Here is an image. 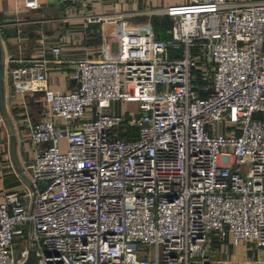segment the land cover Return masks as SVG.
<instances>
[{"label":"built area","instance_id":"obj_1","mask_svg":"<svg viewBox=\"0 0 264 264\" xmlns=\"http://www.w3.org/2000/svg\"><path fill=\"white\" fill-rule=\"evenodd\" d=\"M146 12L169 18L166 38L94 14L114 25L102 56H46L41 36L40 56L1 57V78L44 107L26 123L29 183L12 167L17 185L0 191V264H21L29 240L36 264H216L210 244L227 236L264 248V0ZM49 64L73 87L49 88Z\"/></svg>","mask_w":264,"mask_h":264},{"label":"crops","instance_id":"obj_2","mask_svg":"<svg viewBox=\"0 0 264 264\" xmlns=\"http://www.w3.org/2000/svg\"><path fill=\"white\" fill-rule=\"evenodd\" d=\"M191 0H47L35 9L25 8L23 0H0V59L5 52L13 55L40 56L44 47L38 43L45 40V55L49 45L58 44L63 59L96 58L102 56V34L112 31V23L87 21V15L123 14L132 24L165 15L148 13L168 5L183 4ZM236 2L251 0H233ZM14 30L12 31V29ZM167 33V31H166ZM47 84L53 90L63 91L74 85L65 64H49ZM40 93H15L1 78L0 82V191L13 188L17 179L9 153V138L15 139V156L18 164L29 159L34 146L26 138V123L38 121L43 115ZM216 264H264V248L255 250L244 244L233 245L227 236L210 244Z\"/></svg>","mask_w":264,"mask_h":264},{"label":"water","instance_id":"obj_3","mask_svg":"<svg viewBox=\"0 0 264 264\" xmlns=\"http://www.w3.org/2000/svg\"><path fill=\"white\" fill-rule=\"evenodd\" d=\"M13 30H14V28L12 29V31ZM0 82H1V63H0ZM9 153H10V156H11V159H12V162L14 164L16 171L20 174V176L23 180L28 182L25 175L21 172V169L19 167L18 161H17L16 156H15V139H14L13 134H11L10 138H9ZM36 261H37V255L35 254L34 247L29 240L26 257L21 264H36Z\"/></svg>","mask_w":264,"mask_h":264},{"label":"rangeland","instance_id":"obj_4","mask_svg":"<svg viewBox=\"0 0 264 264\" xmlns=\"http://www.w3.org/2000/svg\"><path fill=\"white\" fill-rule=\"evenodd\" d=\"M160 23V22H159ZM161 24V23H160ZM160 24H158V26L156 27V29H155V27L153 28V30H154V35H155V30H157V34L160 32V31H163V27H162V25H160ZM161 27H162V29H161ZM160 34V33H159ZM162 39V38H161ZM135 102H126V103H124V106L125 107H127L128 109H133L134 107H135ZM123 107V105L122 104H120V102L119 101H114V102H112L111 103V108L113 109V111H115V112H120V110H121V108ZM62 141H60V145H62ZM15 247L16 248H18V244H16L15 245Z\"/></svg>","mask_w":264,"mask_h":264},{"label":"trees","instance_id":"obj_5","mask_svg":"<svg viewBox=\"0 0 264 264\" xmlns=\"http://www.w3.org/2000/svg\"><path fill=\"white\" fill-rule=\"evenodd\" d=\"M153 23H154L153 28L155 27V29L158 26V24L162 25V27L164 28L163 31L159 32L160 34L159 33L157 34V30H155V37L156 38H166L168 36V33H166V31H167V29L169 27V23H170L169 18L167 16L162 17V19H158L155 17V18H153ZM162 27H161V29H162Z\"/></svg>","mask_w":264,"mask_h":264}]
</instances>
